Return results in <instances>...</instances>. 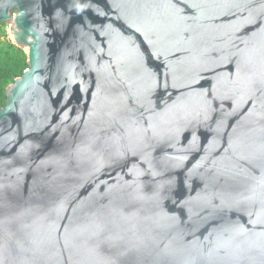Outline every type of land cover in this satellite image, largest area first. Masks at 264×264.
Returning a JSON list of instances; mask_svg holds the SVG:
<instances>
[{
    "label": "water",
    "instance_id": "95a60500",
    "mask_svg": "<svg viewBox=\"0 0 264 264\" xmlns=\"http://www.w3.org/2000/svg\"><path fill=\"white\" fill-rule=\"evenodd\" d=\"M6 23L0 264H264V0H0Z\"/></svg>",
    "mask_w": 264,
    "mask_h": 264
},
{
    "label": "trees",
    "instance_id": "16d2710c",
    "mask_svg": "<svg viewBox=\"0 0 264 264\" xmlns=\"http://www.w3.org/2000/svg\"><path fill=\"white\" fill-rule=\"evenodd\" d=\"M25 52L7 38L5 24L0 25V109L6 103V88L27 69Z\"/></svg>",
    "mask_w": 264,
    "mask_h": 264
},
{
    "label": "rangeland",
    "instance_id": "374dc122",
    "mask_svg": "<svg viewBox=\"0 0 264 264\" xmlns=\"http://www.w3.org/2000/svg\"><path fill=\"white\" fill-rule=\"evenodd\" d=\"M11 30H12V25L9 24V23H6V24H5V32H6L7 38H8L9 40H11V39H10V33H11Z\"/></svg>",
    "mask_w": 264,
    "mask_h": 264
}]
</instances>
